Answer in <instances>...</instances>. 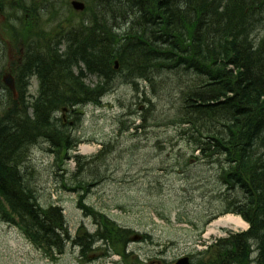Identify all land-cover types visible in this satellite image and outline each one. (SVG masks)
Listing matches in <instances>:
<instances>
[{"label":"trees","instance_id":"trees-1","mask_svg":"<svg viewBox=\"0 0 264 264\" xmlns=\"http://www.w3.org/2000/svg\"><path fill=\"white\" fill-rule=\"evenodd\" d=\"M69 1L0 0V11L5 14L6 19L11 18L19 24L18 26L14 24L15 28L13 27L14 40L26 45L24 58L36 57L34 55L39 42L34 41L33 32L42 39L47 37L51 40L46 27L40 23L44 22L47 16L57 21L60 7H67L71 12ZM220 1L111 0L107 3L102 0L103 4L98 5L91 0L87 2L85 10V14L88 15L82 14L77 21L67 18L66 22H61L64 29L61 30V27L56 29L58 38L67 46L68 53L63 54L64 61L59 60L61 63L65 62L63 66L60 62L50 61L47 76L52 77L51 69L62 72L63 68L80 61L91 65L89 70L91 73L96 74V69H99L105 75L106 72L115 75L110 67L118 60L129 68V71L120 77L131 80L138 93V103L134 101V106L141 104V113L145 121L148 115L154 112L153 100L160 97V89L165 85V82L159 79L158 70H165L173 76L175 85L181 87L180 93L184 104L175 113L171 123L180 126L181 136H185L190 145H193V153L198 151L201 154L199 157H192L196 161L203 160L208 165L218 167V179L226 188L232 190L230 183L235 184L240 187L238 191L254 195L255 198L253 206L231 203L234 191L232 190V194L228 191L229 196L227 195L224 201L226 205L221 214L229 212L242 214L251 221V231L239 234L243 237L241 240L239 238L220 240L197 262L264 264V127L254 129V125L260 124L264 116L262 102L264 82H255L243 87L226 74H220L215 67V62L233 64L231 60L233 58L244 72L254 75L255 70L259 72L257 75L262 73L259 78L264 81L262 65L264 59H259L260 53L264 52V44L253 43L256 48L251 49V43L241 45L240 42H236L233 48L232 44L227 45L218 39L212 43L209 37L208 47L212 48L213 55L205 56L201 64L190 63L182 58L175 59L176 51H171V47L176 45L185 52L203 49L205 46L201 40L203 30L209 29L215 22L223 19L228 23L232 20L230 25L233 29L241 30ZM251 2L252 6L256 4L255 0ZM100 8L106 12L98 11ZM12 11L20 12L21 16L11 17ZM118 21L126 24L123 30ZM241 35L247 40L248 35L243 31ZM54 41L47 43L48 60L49 53L57 48ZM98 42L103 43L99 47L100 50L93 51L91 44ZM74 51L77 55H72ZM155 51L163 52L164 57L153 56ZM169 57L172 58L168 59ZM197 57L199 58V55ZM176 62L188 66L189 73L178 70ZM15 73L18 96L14 97L2 84L0 88V221L17 226L37 248L52 259L65 252L69 241L74 245H81L83 251L89 248L88 242L98 238L113 246H117L122 240L126 243L130 231L122 230L91 207H86V212L95 218L99 225L98 231L96 234L86 233L83 237L72 238L63 208L53 202L41 203L42 193L33 174L35 170L28 164L30 148L39 142H36L37 137L49 140L48 151L56 154L58 161L68 159L69 152L77 144L72 140L70 122L65 123L61 118L62 128L55 129L54 120L60 116L59 110L67 107L68 112H75L76 109L80 112L81 106L101 105L108 91L96 96L87 88L84 93H79L74 89L75 85L65 84L62 91L66 95L57 97L52 90L54 87L48 82L47 84L39 82L38 95L29 98L27 92L30 81L26 82V76L19 69L15 70ZM197 74L201 75L199 81L208 76H216L217 80L205 86H198V82L195 83L192 79ZM139 81L147 83L150 89L143 90ZM100 83L99 80L98 84L101 86ZM186 84L195 85L197 89L187 87ZM71 94L74 96L71 97ZM243 116L249 119L244 121ZM16 120L19 122L15 123ZM184 125L185 129L182 128ZM20 147L23 150H18ZM88 166H85L84 170ZM77 182L80 187L86 185L85 180L78 179ZM82 203L81 199L80 207ZM215 215L213 216L216 217ZM249 238L261 246L259 251L255 250L256 260L247 254V249L251 250ZM239 242L243 244L240 245Z\"/></svg>","mask_w":264,"mask_h":264},{"label":"rangeland","instance_id":"rangeland-1","mask_svg":"<svg viewBox=\"0 0 264 264\" xmlns=\"http://www.w3.org/2000/svg\"><path fill=\"white\" fill-rule=\"evenodd\" d=\"M81 15L60 7L57 22L47 16L48 27L44 26L53 32L67 18L77 21ZM8 21L0 13L2 73L9 71V66L15 67L19 60L17 49L26 47L13 48L14 25L10 24L13 20ZM161 74L168 83L160 89V97L153 100L154 112L146 121L141 120L143 127L135 134L126 129L130 123L127 116H137L141 104L134 106L138 97L129 78L119 77L101 107L93 104L82 107V121L70 132H75L77 140H83L77 153L91 161L87 169L78 171L73 163L68 164L67 171L57 169L47 151L49 144L42 141L31 147L28 156L42 193L41 203L55 201L61 205L75 234L81 218L86 216L81 212L86 210L79 206L83 198L84 203L106 214L118 227L133 230L126 238L127 244L122 240L114 247L129 256H119L112 247L82 258L78 249L69 245L66 254L52 262L19 229L0 221V264H174L183 256H190L194 264H199L195 256L212 242L211 238H225L230 233L247 230L248 224L243 227L225 220L215 224L226 215L208 222L209 216L224 211L227 188L218 179L219 168L203 160L196 161L192 157L193 145L181 136L180 126L171 123L184 99L175 78L165 70ZM159 79L162 81L160 75ZM94 81L95 77L88 78V82ZM139 85L143 90L150 89L145 82L139 81ZM36 88L37 82L33 80L31 92L35 93ZM156 140L161 141L157 144ZM84 145L91 146L89 154H83ZM100 147L105 154L98 160ZM192 161L195 163L190 166ZM78 179L86 181L82 188L87 190L73 189ZM81 194L83 197L79 199ZM85 220L87 228L95 230L93 220ZM204 239L206 244L202 242Z\"/></svg>","mask_w":264,"mask_h":264},{"label":"bare ground","instance_id":"bare-ground-1","mask_svg":"<svg viewBox=\"0 0 264 264\" xmlns=\"http://www.w3.org/2000/svg\"><path fill=\"white\" fill-rule=\"evenodd\" d=\"M94 1L95 4L98 5H102V0H92ZM107 3H109L111 0H103ZM220 1V0H219ZM255 5L252 6V2L251 0H222L220 1L221 5H224L228 12L233 16L232 19H235V21L238 23L239 27L241 28V30L239 31L238 29H233V26H231L232 24V20H230V22L228 23L226 19H223V21H218L217 23L215 22L209 29H204L203 30V34L201 35V40L202 42L205 44V46L203 47V49H192V50H187L182 51V49L180 47L176 46H172L171 47V51L175 52L174 57L175 59L178 58H182L190 63H198L201 64L204 62V58L206 57H212L213 53L211 52V47H208L209 45V37L211 38L212 43H214L215 40H222L224 41V43H226L227 45H231L234 48V44H237L240 42V44H245V43H251L252 47L250 46L251 49L256 48L255 45H261L264 44V0H255ZM98 11H105V9H98ZM10 16H21V13L18 11H12V13L10 14ZM119 26L122 27V30L124 29V27H126V24L118 21ZM227 23V25L225 24ZM42 26L45 25L44 22L40 23ZM231 24V25H230ZM248 35L247 40L243 38V35H241V33ZM34 36V41L39 42L38 46H37V51L36 54L34 56L36 57H23V55L20 52V47L17 49L18 50V62L15 64L14 68H10L7 67L8 70H18L23 73L26 78V82H29L31 80H34L36 82H42L47 84V82L50 84V86L54 87L52 90L54 93L57 94V97H62V95H66L65 92L62 91V86L65 84H73L74 89L77 90L76 92L79 93H84L85 91H87V89L91 90L96 96L99 95L100 93H103L104 91H108L107 93H110V91L113 88L110 87H114L115 84L117 83L119 77L121 74H126V72L129 71L128 66H126L124 63L122 62H116L114 63L110 69L112 70V72L115 75H111V73L106 72V75L102 73L101 70H97L96 69V74L99 76H97L94 72L91 73L89 70H91V65L89 63H83L82 61L77 62V63H72L70 67H65V69H62V72L57 71L55 69H51L50 73L53 75H50L52 77L47 76V68L50 66L49 64L51 62L53 63H58L60 62L59 60H63L64 61V56L63 54L68 53L67 50V46L63 43L62 40H60L58 37H52L53 39H55L57 42H55V46L57 48L52 49V51L49 53V57L50 60H48V54H47V43H50V38H43L38 35L37 33H32ZM247 37V36H246ZM186 41V39H184ZM237 42V43H236ZM255 45H254V44ZM103 43L98 42V43H93L91 44V48L93 51H97L100 50L99 47L102 45ZM19 46H23L25 47L23 44H20ZM26 48V47H25ZM70 51H73L72 49H70ZM6 53V51H5ZM75 54L77 55V53H75V51L72 53V55ZM153 54V53H152ZM263 53H260L259 59L263 60ZM197 55H199V58L197 57ZM153 56L156 57H164V53L161 51H155ZM24 58V59H23ZM172 57H169L168 59H171ZM233 64H229L227 62H215V67L217 69V71L221 74L224 73L226 74L229 78H231L233 81H235L237 84H240V86L246 87L249 86L255 82H264L261 81V77L263 74L260 73L259 75H257L259 72L258 71H253V74H249L247 72H244L240 66H238L236 63L237 61L235 59H231ZM46 61H47V67H46ZM51 61V62H50ZM61 63V62H60ZM65 63V62H64ZM64 63H61V65L63 66ZM176 68L180 71H184L185 73H189L188 71V66H185L183 63H179L176 62ZM49 65V66H48ZM264 65V62L263 64ZM12 66V65H11ZM49 69V68H48ZM158 73L160 75V77L162 78V81L165 83H168V80L161 74V70H158ZM130 74V73H127ZM105 75V76H104ZM92 76L96 78V81L94 82H88V78ZM104 76V77H103ZM199 77H201L200 74H197L194 76V82L197 83L198 82V86H205L206 84L210 83V82H216L217 77L216 76H208L206 78H203V81H199ZM190 78V77H189ZM100 80V84L101 86L98 84ZM190 80H188L189 82ZM187 82V83H188ZM194 84V83H193ZM87 85V86H84ZM98 85V86H97ZM185 86L187 87H191L193 89H197L194 86L190 85V84H186ZM184 86V87H185ZM87 88V89H86ZM186 88V87H185ZM198 93L200 92V90H196ZM106 93V94H107ZM55 94V95H56ZM105 94V95H106ZM104 95V97H105ZM74 94H71V97H73ZM34 97L33 95H29V98ZM103 97V98H104ZM103 100V99H102ZM26 102V100H25ZM28 102V100H27ZM262 102L264 103V91H263V97H262ZM81 112V113H80ZM78 111V109H76V111L74 113H72L70 115V119H78L80 116H82V111ZM137 116H135L134 114H131L129 116H127L128 120L130 122H140L142 119H144L143 114L141 113V111H137ZM62 119L68 120L67 116H57L55 118V129H59L62 128ZM249 118H247L246 116H243V120H247ZM260 124L258 125H254V129H258L260 127H264V116H262V119L260 120ZM15 123H18L19 121L16 120L14 121ZM37 141L36 142H45L47 144H49V140H43L40 139L39 137L36 138ZM161 140H156L157 144H159ZM38 144V143H37ZM36 145V144H35ZM34 146V145H32ZM31 146V147H32ZM31 149V148H30ZM18 150H23L21 147L18 148ZM113 152V150H112ZM105 154V153H104ZM109 154V152L107 153V155ZM193 156H201L200 153L194 152L192 153ZM190 160H192L190 158ZM191 163V162H190ZM193 162L190 164L193 165ZM230 187L232 188V190L234 191V195L232 196V200L230 199L231 203H238V204H242L245 206H253L255 205V198L253 197L254 195L248 194L246 195L244 192H240L238 191V189L240 188L239 186L230 183ZM230 190L227 187V192L229 191L230 194L233 193V191ZM228 196H225L223 198V201H225L227 199ZM82 209L86 210V203H82ZM82 222L81 224H85L86 221V217L83 216L82 218ZM228 221V222H233L236 223L237 225L243 226V227H247V225L239 218L236 217L234 215H227L226 217L218 220L215 222V224L220 223L221 221ZM256 220V218L254 219V221ZM251 231V229L249 230V232ZM255 233L257 234V228L254 229ZM263 235V234H262ZM260 236V234L258 235ZM230 240L232 239H238L241 240V238H243L241 235L239 234H235L229 237ZM250 239V238H249ZM85 242V241H84ZM88 242V241H87ZM240 245H242V242H239ZM250 244H251V250L250 248L247 249V254L250 257H253V259L256 260V255H255V250L259 251L261 246L260 244H258L257 242H255L254 239H250ZM91 249H96L97 246L99 247H104L106 245V242L104 240H95L92 242H88L87 244Z\"/></svg>","mask_w":264,"mask_h":264},{"label":"water","instance_id":"water-1","mask_svg":"<svg viewBox=\"0 0 264 264\" xmlns=\"http://www.w3.org/2000/svg\"><path fill=\"white\" fill-rule=\"evenodd\" d=\"M72 6L74 7V9L76 10H84L85 9V4L81 1L78 0H74L72 1ZM4 81L6 82V84L13 90V92L15 91V82H14V78L12 77V75H6L4 77ZM176 264H189V258L188 257H184L182 259H180Z\"/></svg>","mask_w":264,"mask_h":264}]
</instances>
